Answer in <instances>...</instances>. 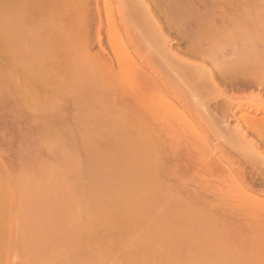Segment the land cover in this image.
<instances>
[{
  "label": "rangeland",
  "instance_id": "374dc122",
  "mask_svg": "<svg viewBox=\"0 0 264 264\" xmlns=\"http://www.w3.org/2000/svg\"><path fill=\"white\" fill-rule=\"evenodd\" d=\"M143 1L145 0H142V2ZM148 1L150 3V1L152 0H146V2ZM155 1L156 3H154ZM155 1L151 2L153 3V6H155L154 8V11L156 12L155 20L157 19L158 21L157 23L159 22L162 23V24L159 23V25H163L162 27H164L163 28L164 31L166 30L168 31V32L166 31V34L169 35V39L173 43V47L171 48L173 50V53L176 52L175 54L179 56L181 59L186 58L184 60L185 61L188 60L187 61L188 63L189 61L190 63L191 61L194 63L195 68L186 67L187 70L188 69L190 71L195 70L196 66H198L197 64H200L199 68L201 65L203 66L206 65L207 67H209L210 72L214 67V69L212 70L214 71L213 72L214 74L211 72V75L213 78H211V76H208V78L210 77L213 80L212 81L213 84L217 83L219 87H220V84H222L220 90L221 92L224 90L227 91L225 92L226 96H228L229 94V97H232V94L234 93L236 94L235 97L241 96L242 98L241 94H244L245 92L248 94L249 91L252 90L249 93L252 96L255 93H258V91H260L258 93L259 97H262V98L264 97V85H263L264 84V0H155ZM91 2H93V0ZM101 8L103 9V7ZM6 14L7 15L9 14V17L7 16L8 20L10 18L12 20L10 22L8 21L9 23L15 26H21L13 22L15 20V14L12 13L14 16L10 15V13L0 14L1 16L0 18L3 17L2 21L4 20L6 22V23L4 21L1 22L0 20V24L3 25V27H1L0 25V38L3 40V37L6 36L4 37L6 38L5 41H7L9 38L10 39L13 38L15 41L13 42V39L12 40L9 39L8 42L5 43L8 45L6 46V45L1 44L2 40L0 39V45H1L0 50H1V47L2 48L5 47L3 51H0V264H224V263L225 264L226 263L227 264H255L254 262H256V264L257 262L258 264L261 262H262L261 264H264V257H263L264 252H262V250L264 251V247H263L264 242L262 244V239H261V237L262 238L264 237V235H262V233L264 234V229H263L264 224L261 225V223L264 220L263 218L259 219L258 217V215L259 214L261 215V212L263 213L264 211L260 210L261 212L259 213V210L256 209L257 212L259 213L258 214L254 210L248 211L247 209L248 205H250L248 203L249 202L251 203L252 201L250 199H256V198L261 199L260 197H262V200H264V195H260L259 197L260 193L255 195V193L258 192L256 191L254 194L249 195L250 199L247 196H244L245 198H243V196L239 197L238 194L237 196L240 199L239 200L238 198L233 199L237 197V196H233V194H236V193L232 194L231 192L233 191L228 190L226 187H225L226 189L224 190L223 189L224 185H222V189H220L221 188L220 186L219 189L222 191L220 193L218 192L219 189L218 190L215 189V191L214 189H211L214 185L213 181L211 182L213 184L212 185L209 181H207L206 183L205 180H204L205 183H203L201 179L199 180L200 182L199 183L200 186H199L197 184L198 183L197 180L201 177L202 175L201 173H200L201 175L198 173V175L192 177L195 179L193 186L197 184L200 188V189L197 188L198 186L196 185L197 190H195L196 188L189 187L192 185V183L190 184L188 181L191 182L192 179L190 180L189 178H187L188 181L185 182L187 179L181 176L182 171H185L187 167V165L183 167L182 164L185 163L183 159L181 161H178L179 163L177 162L178 164H175L174 167L172 166L173 168H176V169L171 168V166L166 163L168 158L170 160H173L174 156L172 157V154H171L173 153L171 152L173 150L172 147L175 146V149H176L178 145H181L180 143L184 145L185 143L186 145L187 144L189 145L190 143H194L196 141V139H194L196 138V136H198L199 138L203 137L204 139L202 138V140H205V139L209 140L207 139L209 137L210 138L209 142L212 143L211 144L208 142L209 147L211 148L212 146L217 147L218 142L215 141L216 138H213V136H215L218 132L216 131L217 133H215V135H213L214 133L212 134L210 132V136H208L209 133L207 132L211 130L210 128L213 129V126L215 127L217 126L216 128L214 127V130H218L217 128H220L222 131V129L224 128L222 131L224 132L226 131V129L228 130L231 127H233V124H234V127L231 129L234 130L235 125H237V123H235L236 121H233L235 119V118L233 119V117H236L238 119L241 115H243L242 113L246 111L245 109L241 110L243 111L242 113L241 111H238L239 112L238 113L236 109L233 110L235 113H232L233 116L231 114L232 117H230L228 121V125L225 123L228 127L231 126L230 128L226 126L224 127L223 126L224 123L221 122L222 121L221 119H218V120L220 122L219 124H222L221 125L222 127L219 126V124H217L218 122L216 123L211 118H210L211 127L208 128V125L210 126V122L208 121V119L206 120L205 118V122L207 121L209 122L208 125L202 124V122L198 119V116L201 113L203 115V110L201 108L202 106L201 101L204 98L206 99V97L208 96L207 95L208 93H211L210 90L209 92L208 91L206 92V95H207L206 97L205 96H203V98L201 97L202 100L200 99L201 101H198L199 103H195L197 101L195 100V102H193L195 97L193 96L194 97L193 98L190 96L191 95V92H189L190 90H188V88L186 89V87L184 88L178 83L183 89H186L187 92L185 93L183 90H180L182 88L181 87L179 88V86L177 85V82L181 81L180 78L177 79V82H176V79L174 80L171 79L173 76L172 77L170 76L174 72L169 71L171 72V74L170 73L166 74V75L170 74L169 83H172V85H174L173 83H175L174 88L177 91H176V94H175V90L174 92L172 91L174 93L173 94L174 96L172 95V93H171L172 96L171 95L168 96V98L173 97L172 100L169 99L168 103H171L172 101V103H176L175 106H178L177 104L179 103L174 102V97L176 100V98H178L176 95H179L180 93L181 94L179 96H181L182 99L185 97L187 99L188 97H191L193 100H187V103L193 102L192 104L189 103L190 106L188 105H186L187 107L184 106L186 108L185 109L182 105L179 104L178 107L181 109L180 111L183 110L185 111V113H187V111L188 113H191L193 111L194 113L192 112L191 114L193 115L195 114L194 116L197 115L198 121L195 122L194 125H192V127L190 126L191 122L189 123L188 119H186L188 120L187 121L188 125L186 121H182L183 122L182 126L184 124L183 127H181L180 122L179 123L174 122L173 124H171L170 118H169L170 121L169 119H166L168 120L167 121L168 123L167 122L165 123L166 120H164L165 126L169 125L167 126L168 128L167 127L165 128L164 125L162 126L161 123H160L161 125L158 124L160 125V127L162 126L163 128H165L168 134L170 133L173 136V137L171 136L172 138L169 136L170 134L169 135L165 134L166 135L165 136L164 133L166 132L164 133L160 132V134L158 133L159 135L157 136L159 138L157 139V142L160 143L161 145L160 146L158 144L160 146V148L158 147L160 149L159 151L161 152V149L162 150L164 149L165 153L170 152L168 154L170 155V157L166 155L165 159H162L160 161V165L165 163V165L164 164L163 165L165 166V168H168L166 169L167 173L165 172V169H164L162 173L161 174L159 173L156 177L148 176V178L142 180L140 176H138L140 169L142 167H145V169L142 168V170H144V172L147 171V173H149L151 166H150L149 158L148 157L145 159L142 158L141 152H139V150L142 152L144 149L146 151L147 148H148L147 150H150L153 146V143L147 144V145L140 143L141 144L140 146L139 144L138 145L135 144V141H132L134 140L132 139V137L138 134V130L136 128H133L134 130H132V128H129V130H127V128L124 126L125 124L122 125L124 126V128L121 125H119V124H123L122 119H124V123H125L124 116L126 114L134 112L136 107L137 109H139L140 107V106L134 105L133 107L136 106L135 108H132V106H128V107L125 106L127 108H124V106L122 105V102L125 101L126 99H127L126 101H128L129 99L130 101L134 100L133 96L135 98L136 96L135 94L138 91L137 89H139V87L137 88L139 84L135 83L137 81L133 82L134 80H131V78H129L130 69L134 66L131 63H128L124 65L122 70H118L116 66V71L113 76L105 78L103 81L100 80L99 78L101 75V70L98 69L96 66H99V63L101 66H105L103 64H106V63H108L109 65L110 64L109 62L110 61L112 62V59L110 57H112L113 52L111 51V48L109 47V45L106 43V38H105L104 46L106 45L105 46L106 48L105 47L104 48L106 49V51L108 50L107 51L108 54L110 51L112 53H110L108 56V54H105L103 52L102 54L104 55L101 56V52L99 51L100 50L99 45L97 43L95 44V41L93 42L91 41L92 40L91 36H94V33L97 32L96 29L94 28V30H92L93 31L92 34H88V36H90L91 38L90 40L91 43L90 42L89 43L91 45L94 43V45L92 46L89 45L90 49H89V46H87L88 48L86 49L87 51L89 50L88 53H86L87 51L86 49H84L86 51L85 52L83 50L84 53L83 52L80 53V51H78L76 54L71 55L70 57L71 58L70 60H72L71 68L69 65L71 61H69L70 63L66 61L68 66L65 64V62L64 63L62 62L61 64L62 66L60 65V67L61 68L65 67L64 69L62 68V70L58 68L59 66L58 67L54 66V68L49 67L48 62L50 61L48 59L50 58L48 57H52V59H54L53 57L56 58V56L59 57V59L62 57L61 55L60 56L55 55V53L56 54L58 53L52 50L53 47H51L52 49H50V46L52 44L51 42H48V43L39 42V39L42 38L43 36L41 34H44V32L42 30H41L42 33L40 32V30L38 31V29L40 28L37 26L36 23L35 25H33L34 23L31 24L32 28H30V26L28 25H27L28 28L26 26L24 28L23 26L19 27V29L18 27H13L7 22ZM170 16L172 17L169 18ZM12 18H14V20ZM117 18L119 19L118 15H117ZM167 18H168V21H167ZM119 21H121V19H119ZM169 21L170 22L172 21L171 22L172 25L170 24ZM175 21H178L180 24L176 23ZM173 22L176 23L177 25L174 24ZM106 23H107V20L105 19L104 25H107ZM182 23L184 24V26L182 25ZM6 24L10 25L9 27L11 28H8V26H5ZM179 26H183V27L178 28ZM12 27L16 29L14 30L12 29ZM9 29H11V31ZM13 30L15 32L16 30L19 33L21 32L20 35L18 33L17 34L19 36L14 34ZM23 31H27L26 35L29 36L28 38L24 34ZM28 31L31 34L33 33L32 36L34 35V37L32 38L34 40L35 38H37L39 43L37 42V40L34 41L31 38V35ZM11 32L15 36H18V41L16 39L17 37L14 38L15 36ZM9 33H11V35H9ZM21 34H24L26 38L24 35L22 37ZM147 34L145 30L142 32L141 31L132 32L131 34L123 33L122 35L123 42H121L122 46L124 45L125 48L127 46L132 50V46H128L127 44H129L132 40L136 41L137 43V40H140L143 36H146ZM103 35L104 36L106 35V31ZM10 36H13V37H10ZM23 39L24 40L27 39L25 41L26 43L24 42ZM30 39H32L31 40L32 44L30 42L29 43L27 42ZM16 41L17 42L21 41L19 43L21 45L23 44V46H19V43H17ZM11 42H13L12 44L14 47H12ZM36 42L38 43V46L37 44H35ZM53 42H54L53 44L55 45L56 42L55 41ZM8 43L11 44V48L9 47ZM43 43L45 44L47 43V44L43 45ZM139 44L143 45V43H140V41H139ZM160 44L162 43L160 42ZM32 45L34 47H32ZM195 45L197 46V48ZM29 46L32 48H30ZM193 46L195 47L194 51L199 50L198 53L196 52L197 56L194 55L195 52H193V48H192ZM198 46L199 48L203 49L201 51L205 50L207 51L208 54L206 53L205 55L200 54L201 52H200V49H198ZM18 47H19V51L17 53H20V54L17 55L16 53V56H17L16 57L14 51L16 52ZM21 47L23 48V50ZM33 48H36L37 50ZM137 48L139 49V47ZM130 49L126 48L122 50L125 52H128ZM153 49L154 48H149V49L142 48L141 53H143L142 55H148L150 54V52L151 53L153 52ZM188 49L191 50L192 53L191 52L189 53L188 51L187 53H185L186 50ZM43 50L44 52L46 51L44 54H48V56L42 55L40 53V51L43 53ZM50 52L52 53L54 52L53 55ZM98 52H100L99 53L100 57L101 58L104 57L106 61L104 60V58L103 59L100 58L101 61L100 62L98 61L99 63L97 65L96 64L97 62L95 61L96 62L95 63L93 58L95 59V57L97 58L99 57V56H96ZM177 53H180V55L182 56L178 55ZM13 54L15 57L13 56ZM8 55H12V56L9 57ZM86 56H88L89 58H92L91 60H93V62L91 61L92 62L91 63L88 60L89 58L87 59ZM177 56L176 58H178ZM79 59L83 61H78ZM107 59L109 60V62H107ZM86 60H88L87 63H86ZM113 60L115 61V58H113ZM102 61H103V64L101 63ZM36 62L39 63L40 66L36 67V65H38L36 64ZM77 62H78V66H77ZM27 64L35 65L33 66L35 67V70H38L36 68L41 69L47 66L48 70L47 69L46 70L47 72H50L48 74H52L51 72H53V70L59 69V71L56 70L53 72L54 74L56 73L55 75L57 77L59 76L58 78L53 74L50 75L51 80L53 79L52 82L57 79V83L59 84L57 83L55 84L54 83L55 81H54L53 82L54 85H51V82H50L51 80L48 74L46 73V71L44 72V74H41L42 76H40V78H42V80H40V82L43 83L42 81L45 80V82L43 83L45 86H47L48 83H50L49 84L50 86L48 88L52 87L51 89L52 91L54 90L53 92L57 90L56 92L57 93L59 92L58 95L60 97L58 98L56 97V99L54 98V100L50 102L52 98L50 99L49 92H52V91L49 89L50 91L48 92L47 91L48 89L47 90L43 89L45 92L42 90L44 93L43 92L40 93L39 88L41 87L40 89H42L43 87L40 85L41 83L38 84L39 82L38 80H36L37 82L32 80L31 88L35 82L38 84L37 86L39 87H37L35 84H34L35 85L34 87L37 88V90L39 91L36 94L32 93L31 96L28 95V97H26L27 94L24 93L25 92L24 87H26V82L24 84V81H27V80H24V79L26 77V72L28 70H26L25 68L23 69H20V68H22L23 65H26L25 67L29 69L30 71V69L33 67L32 65L31 66L28 65L30 67L29 68ZM41 64H42V67H41ZM63 64H65V66H63ZM16 65L18 66L22 65V66L18 68V66ZM203 66H201L200 69H202ZM68 67L69 69H66ZM161 67H162L161 69L164 68L162 65ZM207 67H205L206 70L208 69ZM72 68L73 70H71ZM75 68H76V72H75ZM199 68L197 67L196 70H199ZM64 70L68 71L69 73L66 72L65 73L66 75L64 74L65 76L63 77L62 72ZM237 70L241 71V73L243 70L245 72L243 71V73L241 74ZM248 70H249V73H251L249 74V76L248 74H246L248 73ZM181 71L182 70H180V72ZM184 71L185 70L181 72V75L185 74ZM58 72H60V74ZM223 72L225 76H227L226 74L228 73L229 77L231 75H232L231 77H234L235 75H237V74L235 75L232 74L233 72L238 73V76L237 77L235 76L236 78H238L237 82H239V80L246 82V80H248L247 77L249 78L253 77L254 80L255 79L256 80L258 79V80L255 81V84H254L255 87L250 86V84L254 82L252 78L251 79L253 80V82L251 80H250V83H249V80L246 82L247 84L245 85L250 86V87L246 86L247 89L249 88V91L246 89L248 91L247 92L245 91V86L243 82H242L243 83L242 86L244 87V90H243V87L240 86L242 84L241 82L239 83L236 82L239 86H236L237 84L236 85L230 84V87L227 81H223L224 84L220 83L219 79L224 80L223 78H226V77L220 76L221 73ZM175 74H177V72L173 74L174 78L178 76ZM224 74L222 75L224 76ZM192 75L193 74L191 72L190 74L191 79H192L191 77ZM215 75L220 76L219 78H217L218 80H216ZM240 75H243V77H241ZM184 76L189 78V74L188 76L187 74H185ZM195 76L193 78L194 79L193 81L197 80L196 79L197 77L195 78ZM164 77H165V73H164ZM239 77H241L242 79ZM244 77L246 78V80L244 79ZM165 78H164V81H165ZM202 81L207 82V78H205V80H202ZM217 81L219 82V84ZM98 82L100 84H97ZM225 83H227L228 85ZM261 84L262 86H260ZM103 85L105 86L104 88H103ZM119 85L124 87L123 89H127L128 92L135 91L136 93L134 94L131 93L130 96L129 94L128 96H126L125 94V96L128 97L129 99L124 97L123 95L124 93H120V92L113 93L115 87H118ZM231 85H233L234 87H231ZM99 86H101L103 89ZM111 86L114 89L113 91H110L109 93L108 91L112 90ZM34 87L33 89L35 92L36 89ZM236 87H238L239 90L240 88L242 89L240 91L241 93L240 92L237 93L239 90H237L236 92L235 89H238ZM133 88L136 90L133 91ZM96 89H98V91ZM260 89L261 90L263 89L262 92ZM15 90L17 91L18 97L13 96L16 94ZM106 91L108 92V94ZM228 91L232 93L230 94ZM22 92H23V95H26L25 97L22 96ZM45 93H47V95L49 96L43 97L42 94L45 95ZM117 93L123 96H120ZM187 93H190V95ZM246 93H245V96H246ZM95 94H97L96 95L97 97L95 96ZM98 94L99 95L101 94V96H99ZM112 94L114 95L112 96ZM237 94L239 96H237ZM249 94L247 96H250ZM38 95H40V97H43V98L49 97L48 98L49 100L47 99L46 101L43 98L40 99ZM202 95H204V93ZM202 95L200 94L199 96H202ZM114 96L117 98L115 99ZM209 96H211V94ZM252 96H250V99ZM255 96H257V94H255ZM255 96L253 97V99H257L258 96L257 97ZM14 97L16 98L14 99ZM29 97H33L34 99H36L37 103H36V100L34 101L35 103H33L34 99L32 100V103H31V101L29 100H31L32 98H29ZM111 97H114L113 100L115 99L116 101L115 100L112 101ZM259 97L258 99H260ZM38 98L39 100H44L43 102H46V103L44 104L43 102L40 103ZM76 98L78 99L82 98V100L84 99V102L81 101L80 99L78 100L80 101V103L74 102V101H77ZM210 98L207 97V99L209 100ZM220 98L216 100L217 103L213 101L214 103L213 105L214 106L216 105L215 107L211 105L212 101L210 104L207 103V101L209 100L203 102L204 103L203 109H204L205 104H207L209 107L212 106L213 108L211 109L212 110L214 109L213 111L217 112V114L219 113L218 116L220 117V108L224 106L225 104L224 101L226 102V100L223 101V98H221V100ZM247 100H248V97H247ZM247 100L245 99V102H242V100H237V101L239 103L241 101V103L245 104ZM72 102L75 103L74 107L72 105L73 104ZM161 102L159 101V103ZM30 103L31 105L33 104V107H35V108H33L32 106L30 107L31 110L34 109L33 111L35 113L34 112L32 114L30 113L31 111L29 108ZM49 103H52L53 105L51 104L52 105L51 106ZM219 103L220 105L222 104V106H220ZM45 104H47V107H45L46 106ZM77 104L79 107L80 106L82 107V110L81 108L76 106ZM236 104L237 103H234L235 108L237 107ZM58 105L59 107L61 106V109L65 111L60 110ZM86 106L88 108H85ZM77 107L79 108V110L77 109ZM83 107H84V110H83ZM129 107H131L133 111H131L132 109L129 110L130 109ZM216 107H219V108H216ZM47 108H51L50 112L49 111L47 112V110H49ZM215 108L217 111H215ZM44 109L46 110L44 111ZM56 109L57 111L60 110L62 113L64 112L63 114H61L62 116L59 114L61 119H58L59 115L57 116ZM85 109L87 110L85 111ZM88 110H90V112ZM125 110H127L129 113H127V111ZM197 110H199L200 112ZM40 111H42L44 114L43 113H40L42 115L38 114V112ZM51 111L53 112L52 113L53 115H47V113L50 114ZM55 111H56V114H55ZM81 111H83L84 114ZM249 111L250 110H247L245 114L251 113V116H254L256 114L257 118L258 117L262 118L264 115L262 113L257 114L255 113L254 110H251L250 112ZM70 112L71 114H69ZM123 112H124V115H123ZM114 113L116 114L114 115ZM78 114H80V116ZM81 114H83V117H81ZM117 114L119 115V117L116 116ZM44 115H47V116H44ZM51 116H54V117L52 118ZM74 116H76V118ZM109 116H110V120L112 119L116 121L117 123L116 122L114 123V121H110V120L107 121ZM50 117L54 120L53 122L50 119ZM62 117L66 118V120H68L67 121L68 123L66 122L65 119H62ZM79 118L80 120H78ZM62 120L63 121L65 120L66 125H65V122H63ZM103 121H106L107 123ZM213 121L216 123V125L214 124ZM177 123L179 125H176ZM170 126L174 133H171L172 132L171 129L170 131H168ZM175 126L177 127L179 126V127L178 128L176 127L177 129H175ZM187 126L189 130L190 129L192 130L193 128L192 131L194 132V134L193 135L191 134V135L192 137L194 136L195 137L192 138V140H189L191 139V135L188 134V133H191L192 131L187 132L186 130L187 135L186 134L185 135L186 137H188L189 135V138L182 136L185 133L184 131L185 128L188 129ZM180 127L184 128L182 132L183 134L179 133L182 136V137L180 136L181 137L180 139L182 138H184L182 140L187 139V142L186 141L178 142V140L179 141L181 140L179 139V134L178 133L175 134V132H177L176 130H179L178 132H181L182 129ZM120 128L123 133L126 132L125 133L126 135L125 134L123 135V133L119 131ZM204 130L207 133V135L205 134ZM162 133L164 136L161 135ZM201 134H205V135H201ZM249 134H250L249 135L250 138L252 137L251 140L253 142L258 140L256 135H253L252 133H249ZM174 135L175 136L178 135V137H175ZM124 136L128 138L131 137V139H128V138L125 139ZM160 136L165 137L166 139L168 138L169 140L167 139L168 140L167 141L165 140V138H163L164 139L163 140ZM253 136L255 138H253ZM174 137L177 143H174V141L172 142L171 139H174ZM211 137H212V141H211ZM160 139H162V141ZM163 141H165L164 143H166L167 145L169 144V146H167L166 144L164 145ZM188 141L190 142L188 143ZM129 142H131L132 144H130ZM170 144L173 146H171ZM132 145H135V146L132 147ZM143 145L147 147L144 148L145 146ZM163 146L165 147L163 148ZM166 146L167 148L170 149V151H168ZM245 147L247 149L246 145ZM245 147L243 146V149H245ZM238 150H240V147ZM136 151L139 152L140 154L137 153ZM230 151L231 150L227 151V155L231 154ZM215 153H217L218 155V152H215ZM137 154H139V156ZM232 155H234V152H232L231 156ZM137 156L139 157L138 159H137ZM140 158L141 160L142 159L143 160L140 161L139 160ZM132 161L133 162L136 161V162L133 163ZM138 162H142L141 164L144 163V165H147V166L142 165L141 167V164ZM166 166H169V167H166ZM175 166H179V168ZM181 166L185 168V170ZM243 166L248 167L249 165L247 166L243 165ZM137 167H140L138 168L139 171L138 169L136 170ZM146 167L148 169H146ZM180 168H182L183 170L182 171L180 170V172H177L179 171ZM132 169H133V172H132ZM171 169L174 170V175H170L171 173L169 172V170ZM135 170L138 173V175H136L137 173L136 174L134 173ZM142 170L140 171V174L142 173ZM237 171H240V170H237L235 168L234 172L237 173V174L234 173L236 176V179H238ZM128 174L129 175L131 174V175L129 176ZM178 174L181 176L183 181L185 180L184 182L187 185L184 182H182V179L180 178ZM164 175L166 176L164 177ZM167 175L170 178L172 177L171 179L175 178L176 180L175 179L170 180V178L168 179ZM136 176H138L139 178H137ZM162 176L164 177V179L161 178ZM131 177L132 178L134 177L133 179H136V180L141 179L140 181L143 182V183L141 182L142 187L144 184L143 188L145 189V191H148V193L147 192L145 193V191L143 192L142 190L143 188L140 185L136 187L135 185L140 184L138 183L140 181H138L137 184H134L136 182L133 181ZM129 178H131L132 181L131 179L129 180ZM127 181L129 182L128 185L126 184ZM144 181H147V182L145 183ZM152 181L155 184H152ZM171 181L172 183L173 182L174 183L173 184L170 183ZM177 181L179 182L181 181V182L176 183ZM161 183L164 184L165 186L162 185ZM130 184H131V188L129 187V191L130 190L132 191L134 189L133 187H136L135 189L138 190L140 186L142 193H140L139 190L137 191V193H133L136 190H133L132 194H131V191L130 193H126L125 189ZM156 184L157 186L154 187V185ZM166 184L167 185L169 184V185L167 186ZM176 184L178 185L177 187H179V189L181 190L180 192H179V189L175 187ZM183 184H185L186 186H184ZM202 185H205V187ZM208 185L211 187L208 188L209 187ZM148 186L150 187L152 193L154 192L156 194L157 192L158 198H155V199H160L159 201L153 199L152 197L153 195L150 192V189ZM163 186L164 188L169 187L168 189L170 190L167 189V190H164L163 192ZM172 187L173 189H175V193L173 192L174 190L172 189ZM188 187L190 188L189 189L190 191L187 189ZM182 188H185V189L183 190ZM191 189L192 191L193 189L195 190L194 193H191L192 192ZM208 189H211L212 192L211 190L208 191ZM226 190H228L227 192L231 193L233 197H231L230 194L229 196L228 193L225 192ZM158 191L163 192L162 196L158 194ZM167 191H169L168 194H167ZM170 191L172 192V194ZM182 191L184 192V195ZM199 191H201V194L199 193ZM213 191L214 193L218 192L217 193L218 195L217 194L215 195ZM209 192L212 194H210ZM125 193L131 194V197L130 195L129 197L126 195V197L128 198H125ZM180 193H182L181 196H184V198L181 196H180L181 198L177 196ZM187 193L190 194L191 196L189 197ZM198 193L200 195L199 198H198L199 196ZM226 195L228 196L225 197ZM150 197L153 201H157L156 205L155 203H152L153 205L150 204L151 203ZM246 197L248 200H250L249 202L247 200L248 203L244 201ZM148 198L149 200L146 202L145 200H147ZM138 201L139 203H137ZM202 202L204 204H202ZM214 202L217 204L219 203V204L216 205ZM230 202L232 203V205ZM234 202L236 205L234 204ZM148 203L150 205H148ZM227 203L229 204L227 205ZM243 203L248 204L246 208L243 207ZM197 204L199 208L196 207V209L198 210L194 211L195 205ZM181 205H182V208H181ZM202 206H205V207H202ZM234 206H236V209L239 207V210L238 209H237L238 211L234 210L235 209ZM215 207L218 209H216ZM174 208L178 210H175ZM189 208L191 210H189ZM128 209L132 210L131 211L132 214L125 213V211L128 212L127 211ZM180 209H182V211L184 210L183 211L184 213ZM212 209H214V211ZM231 209L235 211L234 213H236L238 217L242 212L241 217L239 218L243 220L242 222H245V221L247 222L242 224L241 220L236 216V214L231 215V213L233 212L231 211ZM171 210L172 211L174 210V211L170 212ZM243 211L246 212V214ZM174 212L176 214H174ZM218 212L219 214L220 213L222 214L223 212L224 213L223 216L221 214L218 215L217 214ZM250 212L252 213L251 214L252 217L250 218L251 220L249 221L248 217H250ZM255 212L257 214H255ZM179 213L184 214V215L181 214L182 218H180V215H178ZM248 213L249 215H247ZM243 214L247 216V218ZM236 217L239 220L235 219L234 221V218ZM176 218L177 220H175ZM220 218L221 220H219ZM253 218L255 220V223L253 222L254 220H252ZM198 219L201 221H199ZM258 219L262 221H259ZM183 220L184 221L188 220L186 221L188 223H184ZM257 220L261 223L258 224L259 222ZM211 221L213 222V225ZM218 221H219V224H218ZM180 222L185 224V226L183 224L179 226L178 224ZM240 222H241L240 226L242 227L239 226ZM176 223L178 226L175 225ZM214 223H216L217 226H215ZM228 223L229 225H227ZM172 224H174L175 227H172L171 226ZM186 224H189V225L187 226ZM255 224H257L258 227L263 226L262 229L259 228L261 231L259 229H255L257 227V225ZM169 226H171L172 228ZM201 227L203 228L200 229ZM254 229L256 230L255 235L258 236L257 238H255L254 234H253L254 236L252 237L249 236V234L251 235L252 233H255ZM182 230H184V232ZM250 231L252 233H250ZM257 231H260V232H257ZM238 232L239 234H237ZM259 233H260V236H259ZM236 235H239V236H236ZM253 237L254 239L252 240ZM256 239H259V240L257 241ZM253 241H255L254 243L257 242L256 243L257 248L255 247V245H253L254 244ZM227 244H229L228 247H227ZM260 247H262L261 250H260ZM213 248L217 249V252L221 250L219 251L220 254L215 252L214 251L215 249L213 250ZM210 249H212V251H214L216 255ZM212 253H213V256H212ZM259 253L262 254V257L261 255H259Z\"/></svg>",
  "mask_w": 264,
  "mask_h": 264
},
{
  "label": "bare ground",
  "instance_id": "6f19581e",
  "mask_svg": "<svg viewBox=\"0 0 264 264\" xmlns=\"http://www.w3.org/2000/svg\"><path fill=\"white\" fill-rule=\"evenodd\" d=\"M92 1V0H91ZM90 0H0V14H5V13H10V15H13V14H15V20H14V18H12L14 21V23L16 24H19V25H21V26H15V25H12L11 23H9L10 21H12L11 20V18L8 20V17H9V14L7 15L6 14V17H7V22L10 24V25H12L13 27H18V29H19V27H22L23 26V28L26 26L27 27V25L28 26H30V28H32L31 27V24L32 23H34L33 25H35V23L37 24V26L40 28V29H38V31L40 30V32L42 33V31L44 32V34H41V35H43L42 36V38H38L39 39V42H51L52 44L54 43L53 41H55L56 43H55V45L53 44V46H52V44H51V46H50V49H52L51 47H53V51L54 52H57L58 54H56L55 53V55H58V56H60L61 55V57L62 58H60L59 59V57H57L56 56V58L55 57H53L54 59H52V57H48V58H50V59H48L50 62H48L49 63V67H53L54 68V66H56V67H58L59 69H61L62 70V68L64 69L65 67H60V65L62 64V62L64 63L65 62V64L67 65V62L66 61H71V63L69 64L70 65V68H71V64H72V60H70L71 58V55H73V54H76L78 51H80V53H82L83 52V50L84 49H86V48H88L87 46H92V45H94V43L91 45L90 43H91V41L93 42V41H95V44L97 43L98 45H99V48H100V52H101V56H103L104 54H102L103 52L105 53V54H108L107 53V51H106V45L104 46V43H105V38H106V43L109 45V47L111 48V51L113 52V55H112V57L113 58H115V61L113 60V58L112 57H110L111 59H112V62L110 61L109 62V60L107 59V62H109L110 64L108 65V63H106V64H103V61L105 60L106 61V59L104 58V60L101 62L103 65H105V66H101L100 65V61H101V59H103V58H101L100 57V52H98V54L96 55V56H99L98 58L97 57H95V56H93V57H95V59L93 58V60H94V62L98 65V63H99V66H96L98 69H100L101 70V75H100V80H104L105 78H108V77H110V76H113L114 75V73H115V71H116V66H117V68H118V70H122V68L124 67V65L125 64H128V63H131L134 67H132L131 69H130V72H129V78H131V80H134L133 82H135V81H137V82H135V83H138L139 84V86H137V88L139 87V89H137L138 91H137V93L134 91V90H136V89H134L133 88V91L134 92H128L127 91V89H123L124 87H122V86H118V87H115V89L114 88H112V86H111V88H112V90H109L108 92L110 93V91H113V89H114V92L113 93H116V92H120V93H124L123 95H124V97H126V96H128V94H129V96H130V94L131 93H136L135 95V98H134V96H133V99L134 100H132V101H130V99L128 98V97H126V98H128L129 100L128 101H123L122 102V105L124 106V108H127L128 106H132V108H135L136 106H140L139 107V109H137V107H136V109H135V111L134 112H131V113H129L127 110H125V111H127V113H129V114H126L125 116H124V118H125V123H124V119H122L123 121H122V123L123 124H119V125H124L126 128H127V130H129V128H132V130H134L133 128H136L137 130H138V134L136 135V136H133L132 137V139H134V140H132V141H135V144H139V146L143 143V144H151V143H153V146H152V148L150 149V150H147L146 149V151H145V149L143 150V152L142 151H140L139 150V152H141V157L142 158H149V162H150V166H151V169L149 170V173H147V171L146 172H144V170H142V168H144L145 169V167H142V165L143 166H147V165H144V163L143 164H141L142 162H138V163H140L141 164V169H140V171L142 170V173L140 174V171H139V169L138 168H140V167H137L136 168V170L138 169V171H139V175H138V173L136 172V170H135V174L136 175H138V176H140V178L143 180V179H146V178H148V176H151V177H156L159 173L161 174L162 173V171L165 169V172H166V169H168V168H165V163H163V164H161L160 165V161L162 160V159H165V156L166 155H168L169 153L168 152H164V149L162 150L161 149V152L159 151L160 149V143H158L157 142V139H159L157 136L160 134V132H166L167 130L165 129L167 126H169V125H167V126H165V123L168 121V120H166V119H171V124H173L174 122H180V124H181V127H183L184 126V124H183V126H182V121H188L189 120V123L191 124L190 126L192 127V125H194V123L195 122H197L198 120H197V115L196 116H194L193 114H191V113H188V111H187V113H185V111H180L181 109L178 107L179 106V104L180 105H182L183 107L185 106V107H187L186 105H188V106H190V104H192L193 102H195V100L197 101V102H195V103H199L198 101H201L202 99H201V97L203 98V96H207V97H211L210 98V100L209 99H207V97H206V99L204 98L202 101H201V108H202V110H203V115H202V113L198 116V119L202 122V124H209V122L211 121V119H213L217 124H219L220 122H219V120L218 119H221L220 121L222 122V123H224V127L226 126V127H228L227 125H228V121H229V119H230V117H232L233 116V114L232 113H235L233 110H235L236 109V111L238 112V111H241L242 109H245L246 111L245 112H247V110H254L255 111V113H257V114H259V113H262V114H264V100H262V99H264V97L262 98V97H259V92L260 91H258V93H255V94H257V96L260 98V99H258V97L257 96H255V94L252 96L251 94H249L251 91H249V88L247 89V87L246 86H249V85H245V84H247L246 82L249 80V83H250V80L253 82V80H254V78L253 77H251V78H249V77H247L248 78V80H246V78L244 77V79L246 80V82H243V81H241V80H239V82H243L244 83V86H245V91H249V95L250 96H252L251 97V99H250V96H247L248 94L246 93V96H245V93L244 94H241L242 95V98H241V96L240 97H235L236 96V94H234V96H233V94H232V97H229V94H228V96H226V94H225V92H227V91H222L221 92V90H220V88H221V85L222 84H220V87L217 85V83H215V84H213V80L211 79V78H213L212 77V75H211V72L213 73L214 71H212L213 69H214V67H213V69L211 70V72L209 71V67H207L206 65L205 66H203V65H201V66H203V68L202 69H200L201 68V66H200V68H199V65L200 64H197L198 66H196V69H197V67L199 68V70H192V71H190L189 69L187 70V68L186 67H188V68H190V67H193V68H195V66H194V63L191 61V63H190V61H189V63L187 62L188 60H184V59H186V58H183V59H181L179 56H177L175 53H173V50L171 49L172 47H173V43L171 42V40L169 39V35L168 34H166V31H164V27H162L163 25H159V23L160 24H162L161 22H159V23H157L158 21H157V19L155 20V14H156V12L154 11V8H155V6H153V3H151L152 1L154 2L155 0H152V1H150V3H149V1L148 2H146V0L145 1H143L142 2V0H93V2H91ZM93 3V4H91V3ZM116 3V4H115ZM154 3H156V1L154 2ZM156 5V4H155ZM159 6V5H158ZM101 7H103V9L101 8ZM116 8V9H115ZM102 9V10H101ZM114 10H116V11H114ZM13 13V14H12ZM117 15H118V17H119V19H121V21H119V19L117 18ZM3 16V15H2ZM14 16V15H13ZM1 17V16H0ZM4 17H5V15H4ZM11 17V16H10ZM121 17V18H120ZM172 16H170L169 18H171ZM2 19H3V17L2 18H0V20H1V22H3L2 21ZM6 19V18H5ZM105 19L107 20V25H104V21H105ZM118 19V20H117ZM175 20V19H174ZM167 21H168V18H167ZM180 21V20H179ZM5 22V21H4ZM170 22V21H169ZM172 22V21H171ZM171 22H170V24H171ZM176 23H179L178 21H175ZM6 23V22H5ZM4 23V24H5ZM174 23V22H173ZM176 23H174V24H176ZM169 24V23H168ZM180 24V23H179ZM178 24V25H179ZM1 25V24H0ZM10 25H5V26H8V28H11V27H9ZM172 25V24H171ZM170 25V26H171ZM177 25V24H176ZM182 25L184 26V24L182 23ZM175 26V25H174ZM183 26H179L178 28H181V27H183ZM1 27H3V25H1ZM12 27V29H14ZM34 27V26H33ZM36 27V26H35ZM22 28V29H23ZM28 28V27H27ZM27 28H25V29H27ZM30 28H29V30H30ZM94 28L96 29V33H94V36H91L92 37V40H91V38H90V36H88V34H92V30H94ZM175 28V27H174ZM16 29V28H15ZM14 29V30H15ZM36 29V28H35ZM10 31H11V29H9ZM13 30V31H14ZM21 30V29H20ZM42 30V31H41ZM146 31V36H143L140 40H137V43H136V41H134V40H132L129 44H127L128 46H132V50L129 48V47H127L126 46V48L127 49H130L128 52H125V51H123L122 49H126L125 47H124V45L122 46V43L121 42H123L122 41V35H123V33L125 34V33H128V34H131L132 32H142V31ZM37 31V30H36ZM37 31V32H38ZM105 31H106V37L103 35L104 33H105ZM107 31H108V33H107ZM24 32V34L26 35L27 34V31H23ZM29 32V31H28ZM33 32V31H32ZM168 32V31H167ZM12 33V32H11ZM11 33H9V35H11ZM20 35V33L19 32H17V30H16V32L14 31V34H16V35H18V34ZM30 33V32H29ZM13 34V33H12ZM13 34V35H14ZM24 34H21L22 35V37H23V35ZM33 34V33H32ZM32 34L30 33V35H31V38L32 37H34V35L32 36ZM35 34H37V33H35ZM18 35V36H19ZM24 35V36H25ZM15 36V35H14ZM18 36H15L14 38H16L17 39V41H18ZM27 36V35H26ZM26 36H25V38H26ZM2 37V36H1ZM4 37H6V36H4ZM3 37V40L1 41L2 43V45H6V46H8L7 44H5V43H7L8 42V40L10 39H8L7 41H5L6 40V38H4ZM7 37H9V36H7ZM10 37H13V36H10ZM21 37V36H20ZM21 37V38H22ZM29 36H27V38H28ZM21 38H20V40H21ZM93 38H95V39H93ZM13 39V38H12ZM12 39H10V40H12ZM33 39V38H32ZM32 39H30L29 41H27L28 43L30 42L31 43V40ZM24 40V39H23ZM27 39H25L24 40V42L26 41ZM34 40V39H33ZM35 40H37V38H35ZM34 40V41H35ZM57 40V41H56ZM91 40V41H90ZM5 41V42H4ZM16 41V42H17ZM34 41H33V43H34ZM139 41H140V43H143V45H140L139 44ZM162 43V44H160V42ZM13 42H15L14 41V39H13ZM13 42H11V44L13 43ZM19 42H21V41H19ZM19 42H17V43H19ZM37 42H38V40H37ZM35 43V44H37V46H38V43ZM90 42V43H89ZM120 42V43H119ZM174 42V41H173ZM26 43V42H25ZM46 43V44H47ZM194 43V42H193ZM196 43V42H195ZM9 44V43H8ZM11 44H9V47L11 48ZM15 44V43H14ZM32 44V43H31ZM34 44V45H35ZM45 43H43V45H44ZM45 44V45H46ZM138 44H139V46H138ZM191 44V43H190ZM29 45V44H28ZM27 45V46H28ZM40 45V44H39ZM49 45V44H48ZM47 45V46H48ZM172 45V46H171ZM201 45V44H200ZM199 45V46H200ZM1 46V45H0ZM19 46H23V44L21 45L20 43H19ZM42 46V45H41ZM90 46H89V49H90ZM196 46V45H195ZM199 46H198V49H200V54H204L205 55V53L206 54H208L207 53V51H201V50H203V49H201V48H199ZM4 47V46H3ZM12 47H14L13 46V44H12ZM15 47H16V45H15ZM30 47V46H29ZM28 47V48H29ZM32 47H34L33 45H32ZM32 47H30V48H32ZM105 47V48H104ZM108 47V46H107ZM108 47V48H109ZM137 47H139V49L137 48ZM141 47V48H140ZM201 47V46H200ZM5 48V47H4ZM4 48H2L1 47V50L0 51H3V49ZM22 48V47H21ZM142 48H144V49H149V48H154L153 49V52L151 53L150 52V54H148V55H142L143 53H141L142 52ZM190 48V47H189ZM193 48V52H195V56H197V54H196V52L198 53V51H194V46L192 47ZM192 48H191V50H192ZM196 48H197V46H196ZM203 48V47H202ZM7 49H9V48H7ZM15 49V48H14ZM33 49H35V50H37L36 48H33ZM48 49V48H47ZM141 49V50H140ZM21 50V49H20ZM22 50H23V48H22ZM191 50H186V52L185 53H187V51L190 53H192V51ZM196 50V49H195ZM19 51V47H18V49L16 50V52L14 51V53H15V56H16V53ZM49 51H51V50H49ZM48 51V52H49ZM85 51V50H84ZM86 51H87V49H86ZM85 51V52H86ZM89 51V50H88ZM88 51L86 52V53H88ZM109 52V54L110 53H112V52ZM46 52V51H45ZM44 52V50H43V53L40 51V53L42 54V55H47L48 56V54H44L45 53ZM47 52V53H48ZM53 52V53H54ZM202 52H204V53H202ZM10 53H11V51H10ZM52 55H53V53L52 52H50ZM84 53V52H83ZM173 53V54H172ZM18 54H20V53H17V55ZM50 54V55H51ZM109 54H108V56H109ZM178 55H180V53H177ZM110 55V56H111ZM190 55V54H189ZM199 55V54H198ZM9 57H11L12 55H8ZM13 56H14V54H13ZM14 56V57H15ZM107 56V55H106ZM176 56L178 57V58H176ZM180 56H182V55H180ZM201 56V55H200ZM203 56V55H202ZM17 57V56H16ZM87 57V59L89 58L88 56H86ZM86 57H84V58H86ZM39 58H41V57H39ZM101 58V59H100ZM109 58V57H108ZM109 58V59H110ZM179 58H180V60H179ZM42 59H43V57H42ZM74 59H76V58H74ZM92 58H89L88 60L91 62H93V60H91ZM98 59H100V60H98ZM88 60H86V63H87V61ZM37 61V60H36ZM74 61V60H73ZM78 61H83V60H78ZM99 61V62H98ZM85 62V61H84ZM83 62V63H84ZM91 62V63H92ZM76 63V62H75ZM75 63H73V64H75ZM80 63H82V62H80ZM79 63V64H80ZM197 63V62H196ZM196 63H195V65H196ZM36 64H38V65H36V67L37 66H40L39 65V63H37L36 62ZM65 64H63V66H65ZM31 66L30 64H27V66ZM45 65V64H44ZM161 65L164 67L163 69H164V71H163V69H161L162 67H161ZM192 65V66H191ZM16 66H18V65H16ZM16 66H15V68H16ZM22 66V65H21ZM21 66H18V68H20ZM26 65H23V67L22 68H20V69H23V68H25L26 70H28L27 72H26V77H25V79L24 80H27V81H24V84H25V82H26V87H24L25 88V94H27V96L26 95H23V92H22V96L23 97H28V95L29 96H31L32 95V93L33 94H36L39 90H40V93L41 92H43L44 90L43 89H45V90H47L48 92L51 90L52 91V87L51 88H48L50 85V83H48V85L47 86H45L43 83L45 82V80L44 81H42L43 83H41L40 82V80H42V78H40V76H42L41 74H44V72L46 71V73L48 74V73H50V72H47V66L46 67H43V68H41V69H39V68H36V69H38V70H35V67H33V66H35V65H32V67L33 68H31L32 69V71H31V69H30V71H29V69H27L26 67H25ZM28 66V67H29ZM62 66V65H61ZM68 66V65H67ZM73 66V65H72ZM77 66H78V62H77ZM76 66V67H77ZM41 67H42V64H41ZM55 67V68H56ZM205 67H207L208 69L206 70V68ZM30 68V67H29ZM205 68V69H204ZM249 68V67H248ZM4 69V68H3ZM34 69V70H33ZM47 69V70H46ZM50 69V68H49ZM52 69V68H51ZM59 69H55V70H53V72L54 71H59ZM66 69H69V67L68 68H66ZM65 69V70H66ZM241 69V68H240ZM44 70V71H43ZM64 70V71H65ZM71 70H73V68L71 69ZM100 70H98V71H100ZM165 70H166V72H165ZM180 70H185L184 72H185V74H187V76H188V74H189V78H190V74H191V72H192V79L190 80L188 77H186V76H184V75H181V72H180ZM187 70V71H186ZM219 70V69H218ZM221 70V69H220ZM223 70V69H222ZM239 70V69H238ZM237 70V71H238ZM245 70H247V69H245ZM4 71V70H3ZM62 72L61 74L63 75V77L66 75L65 73L67 72V73H69L68 71H65V72ZM168 71V72H167ZM169 71H171V72H177V74H175V75H178V76H176L175 78H174V73L170 76V74H171V72H169ZM179 71V72H178ZM190 71V72H189ZM194 71V72H193ZM196 71V72H195ZM235 71V70H234ZM244 71V70H243ZM243 71H242V73H243ZM2 72V71H1ZM53 72H51L53 75H55ZM61 72V71H60ZM60 72H58L59 74H60ZM74 72V71H73ZM75 72H76V68H75ZM165 73V77H164V73ZM186 72H188V73H186ZM238 72H240L241 73V71H238ZM245 72V71H244ZM247 72V71H246ZM57 73V74H58ZM167 73H170V74H168V75H166ZM179 73H180V75H179ZM197 73V74H196ZM210 73V74H209ZM241 73V74H242ZM46 74V75H47ZM52 74H48V76H49V78H50V75H52ZM58 74V75H59ZM65 74V75H64ZM99 74H100V72H99ZM214 74V73H213ZM219 74V73H218ZM222 74H224V72L223 73H221V77H226V78H223L224 80H221V79H219L220 81V83H223L224 84V82L223 81H227L228 82V84H229V87H230V84H237V83H239V82H237L238 81V78H236L237 76H238V73H232V74H237V75H233L234 77H229V75H228V73L226 74L227 76H225V74H224V76L222 75ZM245 74V73H244ZM246 74H248V76H249V74H251V73H249V70H248V73H246ZM245 74V75H246ZM45 75V76H46ZM61 75V76H62ZM196 75V76H195ZM207 75V76H206ZM253 75V74H252ZM56 76V75H55ZM99 76V75H98ZM169 76L170 77H172L171 79H176V82H177V79H179L180 78V82H177V85L179 86V88L181 87V86H183L184 88L186 87V89L188 88V90H190L189 92H191V95H190V93H187V94H189L191 97H193L194 98V101L193 102H189V103H187V100H193L191 97H188V99L185 97V98H183L182 99V97L181 96H179V95H176L178 98H176V100H175V97H174V102H177V103H179V104H177L178 106H175V104L176 103H172V101H171V103H168V101H169V99L170 100H172V98L173 97H169L168 98V96L169 95H171V93H172V95L174 94L173 92H174V90H175V88H174V85H175V83H173L174 85H172V83H169ZM183 76V77H182ZM194 76H195V78L197 79L196 81H193L194 79ZM208 76H211V78L209 77L208 78ZM216 76H218V75H215V78H216V80H218L217 78H219L220 76H218V77H216ZM241 77H243V75H240ZM44 77V76H43ZM57 77V76H56ZM59 77V76H58ZM57 77V78H58ZM203 77H204V79H203ZM241 77H239V78H241ZM40 78V79H39ZM45 78H47V77H45ZM49 78H47V79H49ZM52 78H53V76H52ZM55 78V77H54ZM164 78H165V81H164ZM205 78H207V82H203L202 80H205ZM46 79V80H47ZM211 79V80H210ZM242 79V78H241ZM243 79V80H244ZM32 80H34L35 82H37L36 80H38L39 82H38V84H40L43 88L42 89H40L39 88V90H37V88H35L34 86L36 85H38L37 83H35L34 82V84H33V86H32V88H31V85H32ZM50 80H51V78H50ZM53 80V79H52ZM52 80L50 81L51 82V85H54V83L56 84L57 83V79L56 80H54L53 82H52ZM168 80V81H167ZM244 80V81H245ZM258 80V79H257ZM256 79L254 80V82L252 83V84H250V86L252 87V86H254V84H255V81H257ZM167 81V82H166ZM209 81H210V83H209ZM222 81V82H221ZM49 82V81H48ZM172 82V81H171ZM218 82V81H217ZM219 82H218V84H219ZM237 82V83H236ZM46 83H47V81H46ZM181 85H179V84ZM207 83H209V84H207ZM243 83L240 85L241 87H243L242 85H243ZM260 83V82H259ZM262 83V82H261ZM57 84H59V83H57ZM97 84H100L99 82L97 83ZM225 84H227V83H225ZM227 84V85H228ZM263 84V83H262ZM262 84L260 85V86H262ZM109 85V84H108ZM107 85V86H108ZM226 85V86H227ZM233 85H231V87H234ZM264 85V84H263ZM56 86V85H55ZM60 86V85H59ZM225 86V85H224ZM236 86H239L238 84L236 85ZM249 86V87H250ZM259 86V87H260ZM33 87L37 90H35V92H34V89H33ZM37 87H39V86H37ZM45 87V88H44ZM47 87V88H46ZM58 87V86H57ZM56 87V88H57ZM98 87V86H97ZM99 87H101V86H99ZM105 86L103 85V88H104ZM229 87H228V89H229ZM255 87V86H254ZM53 88H54V86H53ZM59 88H61V87H59ZM58 88V89H59ZM102 88V87H101ZM100 88V89H101ZM102 88V89H103ZM110 88V87H109ZM126 88V87H125ZM136 88V87H135ZM178 88V87H177ZM182 88V87H181ZM226 88V87H225ZM236 88H238V87H236ZM262 88V87H261ZM33 89V90H32ZM50 89V90H49ZM186 89H180V90H183L185 93L187 92L186 91ZM235 89V88H234ZM233 89V90H234ZM247 89V90H246ZM251 89H253V88H251ZM43 90V91H42ZM97 91H98V89H96ZM95 90V91H96ZM209 90H210V92L211 93H208L207 95H206V92L208 91L209 92ZM236 90V92H237V90H239V88L238 89H235ZM242 89L240 88V90L237 92V93H239L240 91H241ZM243 90H244V87H243ZM261 90V89H260ZM263 90V89H262ZM262 90H261V92H262ZM16 91V90H15ZM54 91V90H53ZM49 92L50 94V96L49 95H47V93H45V95L44 94H42L43 95V97L44 96H49L50 97V102H52L53 100H54V98L56 99V97L58 98V97H60L59 95H58V93L56 92L57 90H55V92ZM58 91H60V90H58ZM104 91V90H103ZM173 91V92H172ZM176 91L177 90H175V94H176ZM182 91V92H183ZM230 91H232V90H230ZM247 91V92H248ZM257 91V90H256ZM45 92V91H44ZM43 92V93H44ZM107 92V91H106ZM108 92H107V94H108ZM229 92V91H228ZM235 92V93H236ZM254 92H255V90H254ZM254 92H252V93H254ZM19 93V92H18ZM57 93V94H56ZM101 93V92H100ZM112 93V92H111ZM204 93V95H202ZM230 93V92H229ZM232 93V92H231ZM230 93V94H231ZM241 93V92H240ZM15 94V93H14ZM16 94H17V91H16ZM13 95V96H17L18 97V94L17 95ZM20 94V93H19ZM107 94H106V96H107ZM117 94H119V93H117ZM125 94H126V96H125ZM202 95V96H199V95ZM211 94V96H209ZM57 95V96H56ZM93 95H94V93H93ZM97 94H95V96H96ZM99 95V94H98ZM114 94H112V96H113ZM116 95V94H115ZM120 96H123V95H121V94H119ZM171 95V96H172ZM20 96V95H19ZM33 96H35V95H33ZM39 97H40V95H38ZM99 96H101V94L99 95ZM103 96V95H102ZM118 96V95H117ZM174 96V95H173ZM200 98H199V97ZM231 96V95H230ZM237 96H239L238 94H237ZM257 97V99H253V97ZM262 96V95H261ZM43 97H40V99H42ZM49 97H46V98H43V99H45L46 101H47V99L49 98ZM97 97V96H96ZM115 97V96H114ZM114 97H111L112 98V101H114L117 97H115V99L113 100V98ZM119 97V96H118ZM179 97H181V98H179ZM223 98V101L224 100H226V102L224 101V106L223 107H221L220 108V117L218 116V114H217V112H214L211 108H213V107H215L213 104V101H215L216 102V100L217 99H219V98ZM235 99H234V98ZM245 97V98H244ZM247 97H248V100H247ZM16 97H14V99H15ZM29 98H32L31 100H29V101H31V103H32V100L34 99L33 97H29ZM100 98V97H99ZM102 98V97H101ZM109 98V97H108ZM108 98H106V99H108ZM130 98H132V97H130ZM221 98H220V100H221ZM236 98H238V99H236ZM241 98V99H240ZM262 98V99H261ZM77 99V101H74V100H72V101H74V102H79L80 103V101H78L79 99L81 100V101H83L84 102V99L82 100V98H76ZM75 99V100H76ZM103 99H104V97H103ZM110 99V98H109ZM123 99V98H122ZM184 99H186V100H184ZM201 99V100H200ZM245 99L247 100V102L244 104V103H241V101H240V103L237 101V100H242V102H245ZM36 99H34L33 100V103H35L34 101H35ZM38 100H39V98H38ZM49 100V99H48ZM207 100H209V101H207ZM244 100V101H243ZM44 100H39V102L40 103H42ZM116 101V100H115ZM118 101H120V100H118ZM159 101L161 102V103H159ZM205 101H207V103L208 104H210L211 103V101H212V103H211V105L213 106H211V107H209L207 104H205L204 105V109H203V102H205ZM236 101V102H235ZM49 102V101H48ZM74 102H72L73 104V107H74ZM31 103L29 104L30 106H29V108L32 106L33 107V104L31 105ZM36 103H37V100H36ZM44 103H46V102H43V104ZM82 103V102H81ZM116 103V102H115ZM217 103V102H216ZM215 103V104H216ZM234 103H237L236 105H237V107L235 108L234 107ZM50 105L52 104V103H49ZM49 104H48V106H49ZM55 104V103H54ZM120 104V103H119ZM118 104V105H119ZM36 105V104H35ZM34 105V106H35ZM46 106L45 107H47V104H45ZM53 105V104H52ZM51 105V106H52ZM57 105V104H56ZM55 105V106H56ZM80 105V104H79ZM134 105H136L135 107H133ZM219 105H220V103H219ZM27 106H28V104H27ZM76 106H78V104L76 105ZM115 106V105H114ZM125 106H127V107H125ZM218 106V105H217ZM220 106H222V104L220 105ZM58 107H59V105H58ZM79 107V106H78ZM77 107V109L79 110V108H81V110H82V107L80 106L79 108ZM184 107V108H185ZM33 108H35V107H33ZM55 108V107H54ZM57 108V107H56ZM60 108V110H63V109H61V106L59 107ZM76 108V107H75ZM85 108H88L87 106L85 107ZM118 108H119V106H118ZM130 109L129 110H131L132 108L131 107H129ZM216 108H219V107H216ZM216 108H215V111H217L216 110ZM47 109H49V110H47V112L49 111L50 112V110H51V108H47ZM123 109V108H122ZM186 109V108H185ZM29 110V109H28ZM30 110H31V108H30ZM34 110V109H33ZM33 110H31L30 111V113L32 114L34 111ZM46 109H44V111H45ZM55 110V109H54ZM60 110H58L57 111V109H56V111H57V116L60 114H63ZM67 110V109H66ZM83 110H84V107H83ZM87 109H85V111H86ZM91 110V109H90ZM90 110H88L89 112H90ZM194 110V109H193ZM201 110V111H202ZM43 111V110H42ZM42 111H40V112H38V114H40V113H43ZM56 111H55V114H56ZM63 111H65V110H63ZM122 111V110H121ZM124 111V112H125ZM131 111H133V109L131 110ZM197 111H199V110H197ZM249 111V112H250ZM46 112V113H47ZM59 112V113H58ZM68 112V111H67ZM66 112V113H67ZM78 112V111H77ZM80 112V111H79ZM82 113H83V111H81ZM88 112V113H89ZM124 112H123V115H124ZM200 112V111H199ZM243 111H241V113H242ZM245 112L244 113H242L243 115H241L238 119L236 118V117H233V121H236L235 123H237V125H235V129L233 130V129H231V128H233L234 127V124H233V127H228V128H230V129H226V131L228 132H226V131H224V132H222L223 131V129H222V131H221V129L220 128H217L218 130H214V127L215 126H213V129L212 128H210L211 127V122H210V126L208 125V128H210V129H208V130H210L209 132H207V133H209V135L208 136H210V132L213 134V135H215V133H217L215 136H213V138H216V140L215 141H217L218 142V146L217 147H213L212 146V148L211 147H209V143H211V142H209V140H210V138L208 137L207 139H209V140H202V138H199L198 136H196V138H194V137H192V135L194 134V132L192 131L193 130V128H192V130L190 129L189 130V128H188V126H187V128L188 129H186L185 128V133H184V135H182L183 137H186V130H187V132H190V131H192L191 133H188V134H192L191 135V139H189V140H192V138H194V139H196V141L195 142H197V143H190L189 145L187 144L186 145V143H185V145L184 144H182V143H180L181 145H178V147L175 149V146L174 147H172L173 148V150L171 151V152H173V153H171L172 154V157H173V160H170L169 158L167 159V161L169 162H167L166 161V163L167 164H169L170 166H171V168H173L174 167V165L175 164H178L179 162L178 161H181L182 159L184 160V164H182L183 165V167H185L186 165H187V167H186V170H185V168H183L182 166V168L185 170V171H182L183 169L182 168H180L179 169V171H177V172H180V170L182 171V177H185V179H187V178H189L190 180H191V182L190 181H188V179L185 181V182H189L190 184L192 183V187L191 186H189V184H188V186L190 187V188H196V185L198 184L199 185V180H201V181H203V183H205V181H206V183H207V181H209L210 183L213 181V184L215 185H213L212 183V185H213V187L211 188V189H214V191H215V189H219L220 188V186H221V188L220 189H222V185H224L223 187V189L225 190L226 188L228 189V190H230V191H233V192H231L232 194L233 193H236V194H233V196H237V194L239 195V197L241 196H243V198H245L244 196H247L248 198H249V195H252V194H254L256 191H258V192H256L255 193V195L256 194H258V193H260L259 194V197H260V195H264V115H263V117L262 118H257L256 117V114L254 115V116H251V113L249 114V113H247V114H245ZM35 113V112H34ZM45 113V114H46ZM53 112L51 111V113L49 114V113H47V115H53L52 114ZM65 113V114H66ZM111 113V112H110ZM120 113V112H119ZM194 113V112H193ZM239 113V112H238ZM44 114V113H43ZM69 114H71V112L69 113ZM84 114V113H83ZM83 114H81V117H83ZM116 113H114V115H115ZM231 114H232V116H231ZM40 115H42V114H40ZM47 115H44V116H47ZM60 115H59V118L58 119H61V117H60ZM79 116H80V114H78ZM122 115V116H123ZM128 115V116H127ZM56 116V115H55ZM62 116V115H61ZM65 116V115H64ZM69 116V115H68ZM85 116V115H84ZM112 116V115H111ZM116 116H118L119 117V115L117 114ZM49 117V116H48ZM52 118L54 117V116H51ZM50 117V119L52 120V122L54 121L52 118ZM70 117V116H69ZM69 117H68V119H69ZM72 117V116H71ZM75 118H76V116H74ZM115 117V116H114ZM113 117V118H114ZM123 118V117H122ZM205 118H206V120L208 119V123L207 122H205ZM211 118V119H210ZM54 119H56V118H54ZM62 119H65L66 120V118H64V117H62ZM107 119V118H106ZM117 119V118H116ZM170 119H169V121H170ZM186 119H188V120H186ZM196 119V120H195ZM210 119V120H209ZM65 120L63 121V122H65ZM78 120H80V118L78 119ZM77 120V121H78ZM108 120H110V116L108 117V119H107V121ZM164 120H166L165 121V123H164ZM195 120V121H194ZM227 122H226V121ZM57 121V120H56ZM68 120H66V122H67ZM110 121H114V120H110ZM119 121H120V119H119ZM161 121V122H160ZM213 121V122H214ZM66 122H65V125H66ZM103 122H105V123H107L106 121H103ZM116 121H114V123H115ZM163 122V123H162ZM185 122V123H186ZM192 122H193V124H192ZM205 122V123H204ZM214 122V124L216 125V123ZM231 122V121H230ZM68 123V122H67ZM113 123V124H114ZM117 123V122H116ZM121 123V122H120ZM162 124V126L164 125L165 126V128H163L162 126L160 127V125ZM168 123V122H167ZM170 123V122H169ZM176 124V125H179V124ZM199 123V122H198ZM197 123V124H198ZM227 125H226V124ZM158 124H160V125H158ZM170 124V125H171ZM231 124V123H230ZM229 124V125H230ZM116 125V124H115ZM114 125V126H115ZM175 125V124H174ZM187 125H188V122H187ZM212 125H213V123H212ZM222 124H219V126H221ZM48 126V125H47ZM113 126V127H114ZM121 126H119V127H121ZM124 126H122L123 128H124ZM172 127H174V126H172ZM177 126H175V129H177L176 128ZM180 127V128H181ZM217 127V126H216ZM215 127V128H216ZM222 127V126H221ZM122 128V129H123ZM126 128H125V130H126ZM168 128V127H167ZM179 128V129H180ZM205 128H207V127H205ZM118 129V128H117ZM135 129V130H136ZM165 129V130H164ZM170 129H171V126L169 127V130L168 131H170ZM182 129V131L181 132H178L179 130H176L177 132H175V134L176 133H181V134H183L182 132H183V129L184 128H181ZM246 129V130H245ZM136 130V131H137ZM162 130V131H161ZM213 130H214V132H213ZM219 130H220V132H219ZM119 131H121V128L119 129ZM131 131V130H130ZM171 131H172V129H171ZM207 131V130H206ZM217 131V132H216ZM204 132H205V130H204ZM121 133H123L122 131H121ZM126 133V132H125ZM125 133H123V135L125 134ZM129 133V132H128ZM159 133V134H158ZM163 133L161 134V135H163ZM171 133H174L173 131L171 132ZM207 133L205 132V134L207 135ZM249 133H252L253 135H256V137L258 138V140H256V141H252L251 140V138H250V134ZM165 134H168L167 132L166 133H164V135ZM170 134V133H169ZM168 134V135H169ZM186 134V135H185ZM197 134H199V133H197ZM205 134H201V135H205ZM251 134V135H252ZM126 135V134H125ZM130 135V134H129ZM163 135V136H164ZM168 135H167V137H168ZM132 136V135H131ZM166 136V135H165ZM170 137L172 136L171 134L169 135ZM175 136V135H174ZM181 135L179 134V139L182 137H180ZM200 136V135H199ZM161 137V136H160ZM173 137V136H172ZM171 137V138H172ZM175 137H178V135L177 136H175ZM175 137H174V139H171L172 140V142L174 141V143H177L176 141H175ZM205 137V136H204ZM124 138L126 139V138H128V137H125L124 136ZM162 139L163 138H165V137H161ZM186 138H189V135H188V137H186ZM185 138V139H186ZM253 138H255L254 136H253ZM128 139H131V137L130 138H128ZM162 139H160L161 141H162ZM168 139V138H167ZM166 138H165V140H167ZM182 139H184V138H182ZM182 139H180L181 141H179L178 140V142H183V141H186L187 142V139L186 140H182ZM193 139V140H194ZM197 139H198V141H197ZM204 139V138H203ZM249 139H250V141H252V142H250L249 141ZM164 140V139H163ZM169 140V139H168ZM167 140V141H168ZM170 140V141H171ZM176 140H177V138H176ZM253 140H255V139H253ZM131 141V140H130ZM131 141V142H132ZM166 141V142H167ZM169 141V142H170ZM211 141H212V137H211ZM131 142H129L130 144H132ZM165 141H163V143H164ZM190 141H188V143H189ZM209 142V143H208ZM250 142V143H249ZM141 143V144H140ZM168 143V142H167ZM173 143V144H174ZM134 144V143H133ZM160 146H159V145ZM162 144V143H161ZM166 143H164V145H165ZM212 144V143H211ZM211 144H210V146H211ZM167 145V144H166ZM171 145V144H170ZM177 145V144H176ZM245 145L247 146V149H246V147H245ZM135 145H132V147H134ZM138 146V147H139ZM143 146H145V145H143ZM149 146V145H148ZM167 146H169V144L167 145ZM167 146H166V148H167ZM171 146H173V145H171ZM170 146V147H171ZM243 146L245 147V149H243ZM147 146H145L144 148H146ZM159 147V148H158ZM165 146H163V148H164ZM239 147H240V150H238L239 149ZM165 148V149H166ZM137 149V148H136ZM135 149V150H136ZM168 149V151H170V149L169 148H167ZM243 149V150H242ZM135 150H134V152H135ZM229 150H231L232 152H234V155H232L231 156V154H232V152L230 151V155L228 154L227 155V151H229ZM138 151V150H137ZM136 151V152H137ZM166 151V150H165ZM139 152H137V153H139ZM156 152H157V154H156ZM215 152H218V155H217V153H215ZM229 153V152H228ZM140 154V153H139ZM139 154H137L138 156H139ZM135 156V155H134ZM137 156V159L139 158ZM169 157H170V155H168ZM140 161H142L141 160V158L139 159ZM138 160V161H139ZM133 162V161H132ZM131 162V163H132ZM136 162V161H135ZM135 162H133V163H135ZM144 162V161H143ZM164 162V161H163ZM178 162V163H177ZM130 163V162H129ZM147 163V162H146ZM162 163V162H161ZM183 163V162H182ZM132 165H134V164H132ZM135 165H137V164H135ZM180 165H181V163H180ZM243 165H249L248 167H244ZM138 166H140V165H138ZM173 166V167H172ZM132 167V166H131ZM136 167V166H135ZM166 167H169V166H166ZM175 167H178L179 168V166H175ZM235 168L237 169V170H240V171H237L238 172V179H236V176H235V174H237L236 172H234L235 171ZM146 169H148L147 167H146ZM170 169V168H169ZM173 169H176V168H173ZM173 169H171V170H169V172L171 173L170 175H174V170ZM130 171V170H129ZM132 172H133V169H132ZM132 172H131V174H132ZM168 172V173H169ZM176 172V171H175ZM134 173H133V175H134ZM167 173V172H166ZM198 173L201 175V177L198 179V177H197V181H198V183L195 185V186H193V183H194V178H192V177H194V176H196V175H198ZM235 173V174H234ZM130 174V175H131ZM180 174V173H179ZM178 174V175H179ZM129 175V174H128ZM129 175V176H130ZM132 175V176H133ZM169 175V174H168ZM167 175V176H168ZM177 175V176H178ZM199 175V176H200ZM125 176V175H124ZM129 176H127V177H129ZM138 176H136L137 178H139ZM166 175H164V177H165ZM180 176V175H179ZM181 176H180V178H181ZM135 177V178H136ZM151 177H150V179H151ZM164 177L162 176L161 178H163L164 179ZM174 177V176H173ZM191 177V178H190ZM125 178V177H124ZM132 178V177H131ZM131 178H129V180L131 179ZM134 178V177H133ZM132 178V179H133ZM168 179L170 178L169 176L167 177ZM172 178V177H171ZM170 178V180H174V179H171ZM176 178H178V177H176ZM179 178V179H180ZM196 178V177H195ZM132 179H131V181H132ZM141 179H133V181H135L136 183H134V184H137V182L138 181H140ZM153 179V178H152ZM156 179V178H155ZM166 179V178H165ZM182 179V178H181ZM124 180H126V179H124ZM160 180V179H159ZM176 180V179H175ZM205 180V181H204ZM236 180V181H235ZM150 181V180H149ZM155 181V180H154ZM166 181V180H165ZM183 181V179H182V182H184ZM193 181V182H192ZM126 182V181H125ZM141 182L142 181H140V182H138V183H140V184H137V185H135L136 187L138 186V185H140L141 187H142V184H141ZM145 183L147 182V181H144ZM157 182V181H156ZM162 182H164V181H162ZM167 182V181H166ZM179 181H177L176 183H178ZM181 182V181H180ZM179 182V183H180ZM184 182V183H185ZM208 182V183H209ZM143 183V182H142ZM170 183H172V181L170 182ZM174 183V182H173ZM172 183V184H173ZM202 183V182H201ZM209 183V184H210ZM127 185L129 184V182L127 181V183H126ZM151 184V183H150ZM149 184V185H150ZM152 184H155V183H153V181H152ZM162 184V183H161ZM160 184V185H161ZM182 184V183H181ZM186 184V183H185ZM185 184H183L184 186H186ZM162 185H164V184H162ZM167 185V184H166ZM169 185V184H168ZM167 185V186H168ZM171 185V184H170ZM197 185V186H198ZM133 186V185H132ZM140 186H139V191H140V193H142L141 191L143 190V192L145 191V189L143 188L144 187V184H143V189L141 190L140 189ZM155 186H157V184L156 185H154V187ZM159 186V185H158ZM165 186V185H164ZM164 186H163V192H164V190H167L168 188H164ZM178 185L176 184L175 185V187H177ZM181 186V185H180ZM184 186H182V187H184ZM200 186V185H199ZM199 186L197 187V188H199ZM202 186H204L205 187V185H202ZM209 186V185H208ZM129 187L131 188V184L128 186V187H126V189H125V192L126 193H130V191H129ZM136 187H133L134 189L133 190H136L135 192H133V193H137V189H135ZM149 187V186H148ZM174 187V188H175ZM187 188L188 190L190 189V188ZM207 187V186H206ZM211 186H209L208 188H210ZM226 187V188H225ZM146 188V187H145ZM178 189H179V187H177ZM176 188V189H177ZM197 188L195 189V190H197ZM149 189H150V187H149ZM152 189H154V188H152ZM158 189H159V187H158ZM172 189H173V187H172ZM177 189V190H178ZM183 190L185 189V188H182ZM186 189V190H187ZM200 189V188H199ZM201 189H202V187H201ZM205 189V188H204ZM211 189H208V191H210ZM219 189V190H220ZM132 190V191H133ZM157 190V189H156ZM168 190H170V189H168ZM174 191V193H175V189H173ZM185 190V191H186ZM194 189H193V191H192V189H191V193H194V191H195ZM206 190H207V188H206ZM218 190V192L220 193V192H222L221 190L219 191ZM228 190H226L225 192L226 193H228V195L230 194L231 195V193H229V192H227ZM129 191V192H128ZM132 191H131V194H132ZM181 190L179 189V192H180ZM190 191V190H189ZM189 191H188V193H189ZM204 191V190H203ZM214 191H213V193H214ZM148 193V191H145V193ZM150 192H151V189H150ZM149 192V193H150ZM159 192H161V191H158V194H160L161 196H162V193L163 192H161V193H159ZM168 192L169 191H167V194H168ZM171 192V191H170ZM183 192V191H182ZM187 192V191H186ZM197 192V191H196ZM205 192H207V191H205ZM211 192H212V190H211ZM218 192H215L214 194L216 195ZM125 193V198H128L129 197V195H130V197H131V194H126ZM139 193V192H138ZM152 193V192H151ZM187 193V195H189V197L191 196L190 194H188ZM199 193L201 194V191H199ZM199 193H198V195H199ZM204 193V192H203ZM210 193V192H209ZM224 193V192H223ZM154 192L152 193V197H153V199L154 200H157V201H159L160 199H155V198H158V195H157V192H156V194H155V196H154ZM166 194V195H167ZM171 194H172V192H171ZM196 194V193H195ZM208 194V193H207ZM210 194H212V193H210ZM126 195L128 196V197H126ZM156 195H157V197H156ZM182 195V193H180L179 195H177L178 197H180ZM183 195H184V192H183ZM186 195V196H187ZM193 195V194H192ZM205 195H206V193H205ZM214 195V196H215ZM218 195V194H217ZM228 195H226L225 197H227ZM229 195V196H230ZM174 196H176V195H174ZM185 196V197H186ZM197 196V195H196ZM204 196V195H203ZM213 196V195H212ZM211 196V197H212ZM232 195H231V197H233ZM166 197V196H165ZM172 197V196H171ZM181 197H183L184 198V196H181ZM180 197V198H181ZM200 197V195L198 196V198ZM224 197V198H225ZM247 197H246V199L244 200V201H246V203H248L250 200H252L251 201V203L249 202L248 204H250V205H248V204H246V206H245V204L243 203V207H247V205H248V211H251V210H254V211H256L257 212V210L256 209H258L259 210V213L261 212L260 210H263L264 211V200H262V197H260L261 199H250V200H248L247 199ZM251 197V196H250ZM256 197V196H255ZM258 197V196H257ZM192 198V197H191ZM190 198V199H191ZM194 198V197H193ZM238 198V196L236 197V198H233V199H237ZM150 199H151V197H150ZM176 199H178V198H176ZM188 199V198H187ZM201 199H203V198H201ZM210 199V198H209ZM214 199V198H213ZM219 199V198H218ZM221 199V198H220ZM240 198H238V200H239ZM149 200V198L147 199V200H145L146 202ZM162 200V199H161ZM181 200V199H180ZM195 200V199H194ZM200 200V199H199ZM211 200V199H210ZM237 200V201H238ZM247 200H248V202H247ZM140 201V200H139ZM139 201L137 202V203H139ZM157 201H153L152 199L150 200V204H152V203H155V205H156V203H157ZM185 201V200H184ZM197 201V200H196ZM203 201V200H202ZM214 201V200H213ZM212 201V202H213ZM218 201V200H217ZM224 201H226V200H224ZM229 201V200H228ZM235 201V200H234ZM205 202V201H204ZM240 202H241V200H240ZM186 203V202H185ZM189 203V202H188ZM199 203V202H198ZM211 203V202H210ZM215 203V202H214ZM213 203V204H214ZM231 203V202H230ZM236 203H238V202H236ZM149 203H148V205H150ZM181 204V203H180ZM191 204H192V202H191ZM196 204V203H195ZM202 204H204L203 202H202ZM208 204V203H207ZM216 205H218L217 203H215ZM220 204H221V202H220ZM226 204V203H225ZM224 204V205H225ZM229 203H227V205H228ZM234 204H235V202H234ZM242 204V203H241ZM153 205V204H152ZM194 205V204H193ZM206 205V204H205ZM231 205H232V203H231ZM236 205V204H235ZM239 205V204H238ZM178 206V205H177ZM188 206H189V204H188ZM190 206H192V205H190ZM200 206V205H199ZM241 206V205H240ZM180 207V206H179ZM196 207L197 208H199L198 207V204L197 205H195V209H194V211H196V210H198V209H196ZM202 207H205V206H202ZM214 207V206H213ZM235 207V209L234 210H239V207L236 209V206H234ZM242 207V206H241ZM240 207V208H241ZM242 207V208H243ZM148 208H149V206H148ZM151 208V207H150ZM181 208H182V205H181ZM216 208V207H215ZM224 208V207H223ZM241 208V209H242ZM175 209V208H174ZM193 209V208H192ZM209 209V208H208ZM216 209H218V208H216ZM227 209H228V207H227ZM226 209V210H227ZM230 209V208H229ZM233 209H231V211H233ZM129 210H130V212H129ZM175 210H178V209H175ZM181 211H182V209H180ZM189 210H191L190 208H189ZM206 210V209H205ZM204 210V211H205ZM213 211H214V209H212ZM237 210V211H238ZM243 210H245V209H243ZM128 212H126L125 211V213L127 214V213H131L132 214V210L131 209H128L127 210ZM169 211V210H168ZM174 211V210H173ZM172 210L170 211V212H173ZM180 211V212H181ZM184 211V210H183ZM182 211V212H183ZM236 211V212H237ZM253 211V212H254ZM198 212V211H197ZM209 212V211H208ZM226 212V211H225ZM235 211H233L232 213H231V215L233 214V215H235L236 213H234ZM241 212V211H240ZM239 212V213H240ZM244 212V211H243ZM246 212H247V210H246ZM246 212H244L245 214H246ZM255 212V214H257ZM168 213V212H167ZM178 213V212H177ZM184 213V212H183ZM203 213V212H202ZM211 213V212H210ZM258 213V214H259ZM264 213V212H263ZM262 212H261V215L259 214L258 215V217H259V219H261V218H263V220H264V214H263ZM173 214V213H172ZM174 214H176L175 212H174ZM182 214V213H181ZM181 214L179 213L178 215H180V218H182V216H181ZM201 214V213H200ZM199 214V215H200ZM207 214V213H206ZM209 214V213H208ZM215 214V213H214ZM218 215H220L219 214V212L217 213ZM223 212H222V216H223ZM226 214V213H225ZM241 214H242V212H241ZM241 214L239 215V217H241ZM252 213L250 212V217H248V219H249V221L251 220L250 218L252 217V215H251ZM254 214V215H255ZM129 215V214H128ZM177 215V216H178ZM182 215H184V214H182ZM244 215V214H243ZM242 215V216H243ZM247 215H249V213L247 214ZM253 215V216H254ZM188 216V215H187ZM193 216H195V215H193ZM193 216H192V218H193ZM236 216H237V214H236ZM245 216V215H244ZM203 217V216H202ZM220 217V216H219ZM238 217V216H237ZM234 218V221H235V219H238V218ZM246 218H247V216H245ZM257 217V218H258ZM175 218V217H174ZM179 218V219H180ZM199 218V217H198ZM227 218V217H226ZM243 218V217H242ZM185 219V218H184ZM201 219H203V218H201ZM218 219V218H217ZM240 220H241V218H239ZM238 219V220H239ZM245 219V218H244ZM247 219V220H248ZM258 219V220H259ZM175 220H177V218L175 219ZM182 220V219H181ZM199 220V219H198ZM219 220H221V218L219 219ZM226 220V219H225ZM233 220V219H232ZM238 220H236V221H238ZM246 220V219H245ZM244 220V221H245ZM252 220H254V218L252 219ZM257 220V221H258ZM179 221V220H178ZM184 221V220H183ZM186 221H188V220H186ZM186 221H184V223H188V222H186ZM191 221V220H190ZM194 221V220H193ZM199 221H201V220H199ZM214 221H215V219H214ZM243 220H241V222H242ZM256 221V222H257ZM259 221H262V220H259ZM258 221V222H259ZM177 222V221H176ZM217 222V221H216ZM228 222V221H227ZM241 222H240V224H239V226L241 225ZM245 222H247V221H245ZM245 222H242V224L243 223H245ZM254 223H255V220L253 221ZM257 222V223H258ZM178 223V222H177ZM177 223L175 224L176 226H181V224H183L182 222H180L178 225H177ZM211 223H212V225H213V222L211 221ZM211 223H210V225H211ZM237 223H239V222H237ZM261 222H259L258 224H260ZM171 224V223H170ZM169 224V225H170ZM193 224H194V222H193ZM215 224V226H217L216 225V223H214ZM218 224H219V221H218ZM224 224V223H223ZM225 224H226V222H225ZM264 224V221L261 223V225H263ZM184 226H185V224H183ZM187 226L189 225V224H186ZM227 225H229V223L227 224ZM249 225V224H248ZM247 225V226H248ZM255 225H257V224H255ZM172 227H175L174 226V224H172L171 225ZM171 226H169V227H171ZM215 226H213V227H215ZM224 226V225H223ZM231 226V225H230ZM238 226V227H239ZM264 226V225H263ZM263 226H261V227H258V225H257V227L255 228V229H259V228H261L262 229V227ZM171 227V228H172ZM227 227V226H226ZM240 227H242V226H240ZM179 228V227H178ZM203 227H201L200 229H202ZM236 228V227H235ZM166 229H167V227H166ZM175 229V228H174ZM254 229V230H255ZM264 229V228H263ZM177 230V229H176ZM240 230V229H239ZM253 230V229H252ZM260 230V229H259ZM183 232H184V230H182ZM261 231V230H260ZM260 231H257V232H260ZM263 231V230H262ZM241 232V231H240ZM242 232H244V231H242ZM254 232V231H253ZM250 233H252L251 231H250ZM237 234H239V232L237 233ZM244 234V233H243ZM256 234V230H255V233H252L251 235L249 234V236H254V235ZM262 235H264L263 233H262ZM261 235V236H262ZM236 236H239V235H236ZM245 236V235H244ZM248 236V235H247ZM259 236H260V233H259ZM258 236L257 235H255V238H257ZM244 238V237H243ZM246 238V237H245ZM254 239V237L252 238V240ZM260 239V238H259ZM259 239H256L257 241L259 240ZM261 239H262V244H263V240H264V237L262 238L261 237ZM239 240H240V238H239ZM243 240V239H242ZM245 240V239H244ZM244 242V241H243ZM255 241H253V243H254ZM259 242H261V241H259ZM258 242V243H259ZM257 243V242H256ZM256 243H254L253 245H255V247H256ZM261 244V243H260ZM247 245V244H246ZM229 246V244H227V247ZM260 246V245H259ZM263 246V245H262ZM217 247V246H216ZM226 247V248H227ZM254 247V246H253ZM252 247V248H253ZM254 247V248H255ZM264 247V246H263ZM220 248V247H219ZM218 248V249H219ZM257 248V247H256ZM215 248H213V250H214ZM262 249V247H260V250ZM211 251H212V249H210ZM215 252H217V249H215L214 250ZM214 251H212V252H214ZM219 251H221V250H219ZM217 252V253H219L220 254V252ZM214 252V254L216 255V253ZM261 252V251H260ZM262 252H264L263 250H262ZM209 254V253H208ZM211 255V254H210ZM259 255H261V257H262V254L261 253H259ZM205 256V255H204ZM212 256H213V253H212ZM211 256V257H212ZM263 257H264V255H263ZM219 258H221V257H219ZM195 259V258H194ZM255 259V258H254ZM260 259V258H259ZM206 260V259H205ZM211 260V259H210ZM225 262V261H224ZM198 263V262H197ZM255 264H256V262H254ZM262 263V262H261ZM261 263H259V264H261ZM225 264V263H224ZM227 264V263H226ZM257 264H258V262H257Z\"/></svg>",
  "mask_w": 264,
  "mask_h": 264
}]
</instances>
